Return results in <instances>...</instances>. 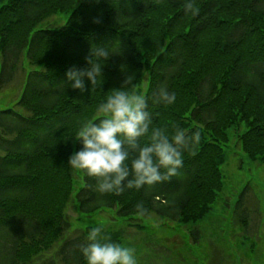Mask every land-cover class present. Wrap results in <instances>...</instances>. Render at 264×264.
I'll use <instances>...</instances> for the list:
<instances>
[{"label": "trees", "instance_id": "1", "mask_svg": "<svg viewBox=\"0 0 264 264\" xmlns=\"http://www.w3.org/2000/svg\"><path fill=\"white\" fill-rule=\"evenodd\" d=\"M187 2L0 0V90L26 70L19 100L0 109V264H85L80 247L87 231L65 237L75 183L67 158L79 147L65 140L112 88L140 94L145 72L153 124L198 132L199 141L184 150L175 175L151 187L102 195L96 178L82 175L76 193L82 212L116 209L126 218L154 212L196 223L223 188L229 129L264 163V0H191L195 13ZM69 9L62 27L40 28ZM100 49L110 52L101 60L102 80L89 86L85 77L83 93L69 88L67 71L90 69L89 57ZM126 77L131 82L122 84ZM162 85L176 93L175 104L153 103ZM192 234L199 238L197 229ZM57 245L55 256L44 259Z\"/></svg>", "mask_w": 264, "mask_h": 264}, {"label": "rangeland", "instance_id": "2", "mask_svg": "<svg viewBox=\"0 0 264 264\" xmlns=\"http://www.w3.org/2000/svg\"><path fill=\"white\" fill-rule=\"evenodd\" d=\"M71 12L53 15L40 28L62 27ZM24 65L31 69L27 61ZM25 74L26 70H20L15 81L0 90V109L19 100ZM148 84L145 72L140 94L144 95ZM245 130L242 125L240 133ZM228 134L221 166L223 188L210 212L196 223L171 221L154 212L127 218L116 209L84 213L76 199L83 178L74 171V192L65 209L70 229L65 237L103 225L106 236L136 250L138 264H264V163L245 152L239 133L229 129ZM196 229L198 239L192 234ZM57 248L43 255L44 259L54 257Z\"/></svg>", "mask_w": 264, "mask_h": 264}, {"label": "clouds", "instance_id": "3", "mask_svg": "<svg viewBox=\"0 0 264 264\" xmlns=\"http://www.w3.org/2000/svg\"><path fill=\"white\" fill-rule=\"evenodd\" d=\"M186 9L197 11L191 0ZM109 55L103 49L92 52V67L86 71L70 68L66 85L81 93L87 91L102 80L101 60H107ZM131 79L126 77L122 84ZM176 99V93L162 85L153 103L168 106ZM73 140L79 147L68 156L67 165L77 173L96 178V192L118 195L125 189L151 187L175 175L183 165L184 150L199 141V133L189 135L181 127L170 133L155 126L146 97L119 86L112 88L98 104L95 115L80 122L65 141ZM136 207L141 214L146 211L142 204ZM80 252L85 264H138L136 250L112 241L104 234L103 225L87 231Z\"/></svg>", "mask_w": 264, "mask_h": 264}]
</instances>
